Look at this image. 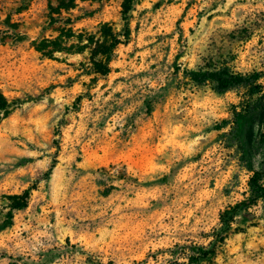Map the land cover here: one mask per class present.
<instances>
[{
	"label": "rangeland",
	"instance_id": "1",
	"mask_svg": "<svg viewBox=\"0 0 264 264\" xmlns=\"http://www.w3.org/2000/svg\"><path fill=\"white\" fill-rule=\"evenodd\" d=\"M121 1L0 0V264H184L183 245L211 249L208 264H264V199L221 220L264 149L254 129L242 150L219 136L237 92L180 78L264 73V0H134L125 39ZM101 24L125 40L105 76L64 39ZM57 37L63 50L36 51Z\"/></svg>",
	"mask_w": 264,
	"mask_h": 264
},
{
	"label": "trees",
	"instance_id": "2",
	"mask_svg": "<svg viewBox=\"0 0 264 264\" xmlns=\"http://www.w3.org/2000/svg\"><path fill=\"white\" fill-rule=\"evenodd\" d=\"M133 1L122 0L119 6V14L124 24L121 37L124 39L128 36L126 20ZM96 35L73 36L72 32L68 30L64 39L75 38L80 44L85 41L84 44L76 46L75 52L87 49L88 62L93 73L105 76L109 73L108 64L114 48L118 44L125 43V40L120 42L117 39V33H113L107 24H101ZM13 38L15 42L25 41V36L23 35L15 34ZM58 39L57 37L53 40H42L35 49L43 56L49 57L52 52L63 50L58 43ZM180 74L182 80L195 86H207L216 95H223L228 92H237L239 94V102L232 110L231 119L222 121L217 126L218 131H222L228 126L226 132H221L219 135L224 138L223 142L225 141V144L226 139L230 140V144H226V148L242 150L245 144L247 145V130L254 129L257 143L264 149V73L249 72L237 74L226 68H216L206 70L183 69ZM159 97L158 92L152 91L151 96H145L141 100V108L149 114ZM7 108L6 102L0 98V111H5ZM248 171L250 176L246 181L247 196L239 204L233 205L228 212H225V216L221 215L222 223H227L239 207L246 209L257 201L264 199V158L259 162L257 169ZM28 194L29 190H25L20 196L16 197L17 201L12 202L10 205L7 220L11 218L12 211H18L26 207ZM179 251L184 264H208L213 253L211 249L197 245H183L179 247Z\"/></svg>",
	"mask_w": 264,
	"mask_h": 264
}]
</instances>
